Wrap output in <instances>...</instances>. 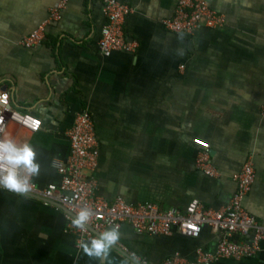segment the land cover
Here are the masks:
<instances>
[{
  "label": "crops",
  "instance_id": "0c3cea01",
  "mask_svg": "<svg viewBox=\"0 0 264 264\" xmlns=\"http://www.w3.org/2000/svg\"><path fill=\"white\" fill-rule=\"evenodd\" d=\"M61 1L0 0L2 103L43 121L39 132L10 120L5 130L36 148L41 171L34 181H61L54 162L68 160V133L88 113L100 151L98 197L179 212L199 199L221 210L236 191L233 175L251 162L255 181L244 207L264 227V0H207L225 24L193 36L165 25L179 0H121L132 9L127 39L138 46L110 57L99 46L103 0H69L53 21ZM42 25L40 43L24 46ZM205 154L218 176L200 169ZM121 233L110 264L142 263L120 245L163 264L177 254L194 260L199 248L213 251L221 240L209 227L196 238L140 235L128 225ZM73 234L64 209L0 189V264H100L77 248ZM262 248L253 258L213 264H264Z\"/></svg>",
  "mask_w": 264,
  "mask_h": 264
},
{
  "label": "built area",
  "instance_id": "2783aa9c",
  "mask_svg": "<svg viewBox=\"0 0 264 264\" xmlns=\"http://www.w3.org/2000/svg\"><path fill=\"white\" fill-rule=\"evenodd\" d=\"M68 1L62 0L57 4L55 10L51 11V20L60 17L59 14ZM103 13L107 17V24L99 45L102 54L110 57L115 51L135 50L138 44L127 39L125 29L127 17L132 13L131 7L121 0H103ZM165 24L173 33L193 36L195 31L203 26L222 27L225 18L217 13L207 0H180L175 16L167 19ZM44 33L45 26L42 25L22 42L23 45L31 47L40 43ZM0 106V130H3L0 136L5 133L8 120L31 132H39L42 129L43 121L39 117L7 108L1 97ZM68 137L70 141L68 160L54 162V168L61 176V181L40 187L33 178L34 187L28 195L36 196L46 206H61L65 210L67 230L74 233L77 241L98 237L101 232L115 224H119L121 230L128 225L140 235L153 237H172L177 232L189 238H196L201 235L204 228L209 227L221 235L215 250L199 248L194 260H187L177 254L163 264H213L223 258L242 261L262 252L264 227L244 207V200L251 192L255 181V170L251 162L245 163L241 171L233 175L237 188L223 209L206 208L199 199H195L185 212L164 211L153 203L134 206L123 199L109 203L97 196V183L93 173L98 167L100 151L90 114L85 113L78 118ZM195 142L200 147L210 149V143L206 141L198 139ZM199 166L204 173L218 176L208 154L200 159ZM84 207L93 211L94 215L82 231L73 227L71 221ZM234 236H243L245 239L238 242L233 240ZM120 247L139 259L141 264H150L148 260L133 253L129 247L125 245Z\"/></svg>",
  "mask_w": 264,
  "mask_h": 264
},
{
  "label": "clouds",
  "instance_id": "9594fccd",
  "mask_svg": "<svg viewBox=\"0 0 264 264\" xmlns=\"http://www.w3.org/2000/svg\"><path fill=\"white\" fill-rule=\"evenodd\" d=\"M37 156L36 148L32 144L17 143L8 133L0 136V187L26 199L34 187L33 178L40 175L41 165ZM93 215L89 208H81L72 219V226L83 231ZM121 238V226L115 224L101 232L98 237L78 240L76 246L90 259H95L100 264H110L111 252ZM124 264L128 262L125 261Z\"/></svg>",
  "mask_w": 264,
  "mask_h": 264
},
{
  "label": "water",
  "instance_id": "95a60500",
  "mask_svg": "<svg viewBox=\"0 0 264 264\" xmlns=\"http://www.w3.org/2000/svg\"><path fill=\"white\" fill-rule=\"evenodd\" d=\"M32 197H35V198H37L36 196H32ZM37 199H39V198H37ZM57 207H59V208H61V209H63L61 206H59V205H56Z\"/></svg>",
  "mask_w": 264,
  "mask_h": 264
},
{
  "label": "rangeland",
  "instance_id": "374dc122",
  "mask_svg": "<svg viewBox=\"0 0 264 264\" xmlns=\"http://www.w3.org/2000/svg\"><path fill=\"white\" fill-rule=\"evenodd\" d=\"M180 1V0H179ZM166 21V20H165ZM166 25V24H165ZM106 26V25H105Z\"/></svg>",
  "mask_w": 264,
  "mask_h": 264
}]
</instances>
